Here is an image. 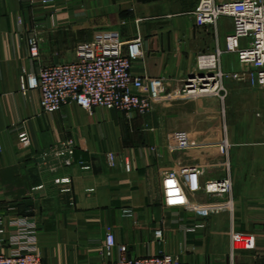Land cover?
<instances>
[{"label": "crops", "instance_id": "1", "mask_svg": "<svg viewBox=\"0 0 264 264\" xmlns=\"http://www.w3.org/2000/svg\"><path fill=\"white\" fill-rule=\"evenodd\" d=\"M199 0H0V227L37 224L43 264H99L107 228L129 257L169 253L180 264H264V89L227 79V96L163 98L147 115L65 106L47 114L29 78L44 67L77 61V48L101 33L141 39L139 77L182 88L201 54L222 49L227 74L243 71L225 50L230 18L198 27ZM40 56H30L29 39ZM27 133L25 147L19 136ZM75 145L64 166L50 153ZM226 144L223 153L221 146ZM115 156V166L108 155ZM126 163L131 165L127 171ZM230 165V170L226 168ZM201 165V182L233 181L234 209L208 217L164 204L163 174ZM198 203L219 201L198 193ZM162 232V238L156 232ZM7 253L11 252L6 248ZM118 250L114 257H118Z\"/></svg>", "mask_w": 264, "mask_h": 264}, {"label": "built area", "instance_id": "2", "mask_svg": "<svg viewBox=\"0 0 264 264\" xmlns=\"http://www.w3.org/2000/svg\"><path fill=\"white\" fill-rule=\"evenodd\" d=\"M51 4L54 0H41ZM198 27L215 26L220 18L233 21V31L225 38V50L237 53L243 71L227 74L220 65L222 49L201 54L196 59L195 78H186L178 91L168 92L170 79L165 77H139L133 74L134 63L143 57L142 41H124L117 31L98 34L91 43L77 48V61L42 68L29 78L28 89L38 90L43 113L51 114L65 106H78L88 112L104 108L129 116L147 115L156 101L163 98H205L227 96L225 81H246L264 89V0H199L193 12ZM30 56H40L39 42L35 36L29 39ZM203 76L199 77V72ZM25 147L30 145L27 133L19 136ZM226 144L221 146L224 153ZM75 145L72 141L55 144L50 153L64 166L74 162ZM115 166V156L108 155ZM230 170V165L225 164ZM127 171L131 165L126 163ZM205 172L201 165L182 168L180 173L163 174V195L166 207H182L204 217L214 212L234 209L233 181L227 177L201 182ZM219 197V201L198 203L196 195ZM37 224L30 218L12 221L8 238L0 227V264H43L37 248ZM156 237L162 238L157 231ZM6 248L11 252L7 253ZM118 250V257H114ZM128 247L118 245L111 227L107 228L103 259L99 264H180L177 256L159 253L146 257H129Z\"/></svg>", "mask_w": 264, "mask_h": 264}, {"label": "water", "instance_id": "3", "mask_svg": "<svg viewBox=\"0 0 264 264\" xmlns=\"http://www.w3.org/2000/svg\"><path fill=\"white\" fill-rule=\"evenodd\" d=\"M198 74H199V77H202V76H203V74H202L201 71H200ZM187 78H188V79H193V78H195V72L192 71V72L190 73V75H189Z\"/></svg>", "mask_w": 264, "mask_h": 264}]
</instances>
